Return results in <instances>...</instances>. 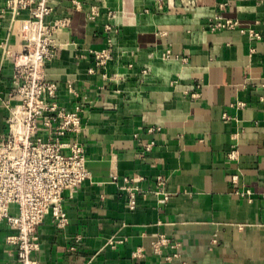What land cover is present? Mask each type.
<instances>
[{
  "label": "crops",
  "instance_id": "1",
  "mask_svg": "<svg viewBox=\"0 0 264 264\" xmlns=\"http://www.w3.org/2000/svg\"><path fill=\"white\" fill-rule=\"evenodd\" d=\"M220 1H47L48 21L63 25L46 77L60 105L80 109L91 178L64 191L65 227L50 214L39 225V264H264V0ZM218 12L261 38L211 31ZM30 15L0 17V134ZM159 176L167 199L154 194ZM128 186L140 189L134 209ZM17 233L0 223V264H22ZM160 235L179 246L156 253Z\"/></svg>",
  "mask_w": 264,
  "mask_h": 264
},
{
  "label": "built area",
  "instance_id": "2",
  "mask_svg": "<svg viewBox=\"0 0 264 264\" xmlns=\"http://www.w3.org/2000/svg\"><path fill=\"white\" fill-rule=\"evenodd\" d=\"M48 0H5L6 6L0 11V17L6 11L13 16L22 10L30 9L29 18H23L20 29L23 35L24 50L21 61L15 65V87L10 92L6 104L11 111L7 127L0 134V223L5 222L18 229V233L8 238L17 246V254L22 264H39L33 258V251L38 248V227L46 215L52 216L58 227L68 224V215L63 207L65 190H75L91 178L86 165L85 146L77 135L82 129L79 111H69L58 102V85L46 77V67L54 58L57 49L55 32L63 22L52 23L47 17L54 10ZM229 0H221L219 9H225ZM79 6V3L77 4ZM208 28L213 31L239 29L248 32L254 39H260L261 33L253 29L240 27L239 20L224 17L216 13L209 22ZM95 67H104L112 58L105 50L95 53ZM95 68L91 69L94 72ZM144 73L145 70H144ZM199 96L198 92L192 93ZM17 99L16 103L12 99ZM159 128L150 127L148 132ZM152 143L147 144L146 151L151 150ZM233 150L230 156H235ZM233 182L238 176L232 177ZM166 179L159 176L154 194L163 196ZM129 207H137L140 189L128 186ZM237 194L251 195V190H237ZM11 205L17 211H11ZM113 243V242H111ZM165 235H160L153 243L154 251L164 253L165 248L178 247ZM176 253L165 258L172 261Z\"/></svg>",
  "mask_w": 264,
  "mask_h": 264
}]
</instances>
